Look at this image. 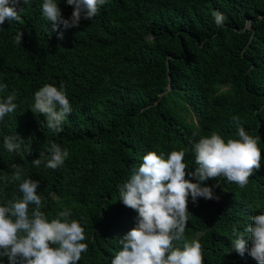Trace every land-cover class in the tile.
Listing matches in <instances>:
<instances>
[{
    "label": "trees",
    "instance_id": "16d2710c",
    "mask_svg": "<svg viewBox=\"0 0 264 264\" xmlns=\"http://www.w3.org/2000/svg\"><path fill=\"white\" fill-rule=\"evenodd\" d=\"M42 2L29 0L20 21L0 25V83L8 86L0 99L16 92L18 104L0 120V206L21 195L12 177L22 169V179L39 180L49 222L68 208L84 228L88 251L77 264H111L138 215L118 200L131 168L147 152L183 150L185 179L195 183L187 175L196 167L189 141L212 132L239 139V117L259 137L260 170L243 188L224 177L203 182L218 199L193 204L189 195L184 236L201 243L203 264H257L250 242L241 257L231 241L233 227L242 232L264 212V0H108L92 21L57 31ZM56 2L69 18L72 6ZM213 11L225 17L222 26ZM61 83L72 112L54 133L31 106L40 87ZM16 133L24 145L31 141L30 153L24 145L6 150L4 138ZM52 142L68 151L63 165L33 166Z\"/></svg>",
    "mask_w": 264,
    "mask_h": 264
},
{
    "label": "clouds",
    "instance_id": "9594fccd",
    "mask_svg": "<svg viewBox=\"0 0 264 264\" xmlns=\"http://www.w3.org/2000/svg\"><path fill=\"white\" fill-rule=\"evenodd\" d=\"M108 0H66L72 6L71 16L65 19L56 0H43L41 12L52 23V30L58 26L64 29L78 27L81 19L92 21L99 14L100 7ZM29 0H0V25L5 20L20 21ZM217 26H222L225 17L213 11ZM23 33L18 31L15 43L21 45ZM62 39V33H58ZM7 84L0 83V93L7 91ZM17 93L12 92L0 99V120L17 111ZM31 111L46 117V127L54 133L62 131V122L71 114L72 106L67 98L63 83L59 88L44 84L34 93ZM237 124L239 139L229 138L227 142L217 132L190 140V151L194 154L196 167L187 175L196 182L185 179L187 165L185 151L173 150L164 153L147 152L142 162L133 166L130 177L117 185L119 201L136 210L135 227L130 229L118 243L120 250L111 259V264H203V252L198 240L188 242L184 233L189 220L188 198L193 204L198 198L216 200L213 187L206 186L210 178L224 177L227 181L245 187L249 177L261 167V151L258 139L248 135L239 125V117H233ZM195 135V134H194ZM7 151L13 152L24 145L19 134L8 135L3 140ZM31 141L24 145L31 152ZM68 151L52 142L38 158L31 161L35 167L41 164L48 169L62 166ZM20 181L19 192L0 206V258L6 257L8 264H77L81 254L88 251V244L81 224L71 219L72 212L65 208L57 217L48 221L42 197L38 195L39 180L22 179V169L12 177ZM30 205L32 206L30 209ZM244 230L233 227L231 251L241 257L246 251L264 264V212L250 217ZM54 245L55 247H50Z\"/></svg>",
    "mask_w": 264,
    "mask_h": 264
}]
</instances>
